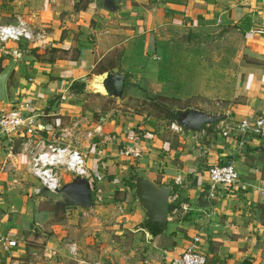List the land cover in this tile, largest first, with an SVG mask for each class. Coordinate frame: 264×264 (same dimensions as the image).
I'll use <instances>...</instances> for the list:
<instances>
[{"label":"crops","instance_id":"obj_1","mask_svg":"<svg viewBox=\"0 0 264 264\" xmlns=\"http://www.w3.org/2000/svg\"><path fill=\"white\" fill-rule=\"evenodd\" d=\"M113 2L115 11L108 12L96 0H29L32 10L27 20L21 17L32 27L43 29L46 37L43 45L20 47L21 55L7 80V102L0 103V113L27 104L23 113L35 118V127H45L40 134L47 142H58L60 122L80 125L79 150L91 180V207L64 205L57 208L64 222L55 221L58 210L46 207L48 200L40 194L41 186L27 173L26 158L17 153L22 138L15 139L17 151L10 154L0 135V236L16 242L8 252L0 250V264H67V242L73 243L70 238L76 239L74 245L83 257L93 253L112 256L119 264H164L162 260L177 258L195 236H200L199 250L206 264H242L245 258H253L254 264L261 262L260 258L255 261L251 248L262 232L255 226L254 214L256 207H264V139L249 136L239 147L237 137L224 138L220 129L250 115H264V33L255 32L264 31V0ZM222 29L230 30L239 40L231 90L226 79H217L223 74H216L218 68L211 71L210 64H190L187 78L169 75L181 70V66L173 68L172 62L165 61L175 52L168 45L172 39L189 31L206 36ZM9 61L0 54L1 68ZM114 70L124 74L126 87L117 107L102 111L95 102L109 98L95 96L82 79L91 85L93 76ZM202 70L211 73L203 76ZM167 87L176 102L189 100L190 104L161 107L165 120L170 111L175 115L189 109L223 115L224 119L203 126L199 133L175 132L170 128L173 120L159 130L155 126L163 121H152L151 116L124 104L128 97L154 102L153 98L165 96ZM95 115L97 120L91 119ZM95 127L101 128L100 133L86 138L85 133ZM131 130L139 132L143 145L142 157L136 161L117 152ZM227 160L239 174L238 183L209 197V210L191 208V202L208 189V169ZM137 175L159 186L170 184L171 195L178 194L175 203H168L163 235L150 238L145 232L146 216L134 196L133 178ZM178 177L181 185L176 186ZM74 178L62 173L60 188ZM53 195L60 199L59 194ZM185 204L189 206L186 213H172ZM79 219L85 222L78 226ZM112 219L115 233H130L127 243L141 247L140 254L131 247L121 255L122 244L111 239L100 244L106 239L102 221L110 224ZM73 232L78 237H73Z\"/></svg>","mask_w":264,"mask_h":264},{"label":"built area","instance_id":"obj_2","mask_svg":"<svg viewBox=\"0 0 264 264\" xmlns=\"http://www.w3.org/2000/svg\"><path fill=\"white\" fill-rule=\"evenodd\" d=\"M264 33V31H255ZM46 33L43 29L32 27L21 17H17L12 23H0V54L16 61L20 55V47L25 44L36 45L43 41ZM14 47V48H13ZM28 82H32L29 78ZM24 107H16L8 112L0 113V135L6 139L9 146L13 145L16 138H22L21 152L26 156L30 175L39 183L41 188L51 194H55L61 187V174L87 179L91 182L85 166L83 154L79 150V124L73 122L72 127H61L58 131L61 144L47 142L41 136L45 131L44 126H34L35 118L24 114ZM171 130H182L171 123ZM100 127H95L92 132L85 133L86 138H92L93 134H99ZM117 148L118 155L131 160H139L142 157V139L138 131L131 130ZM222 137L231 135L237 137L239 147L243 146L245 139L254 136L264 139V115H250L240 121L225 125L220 129ZM70 136V137H68ZM12 154V149H9ZM101 154V152L99 151ZM239 174L231 160L223 164L213 165L207 171L208 190L210 197H215L235 186L239 181ZM174 185H181L180 178H175ZM178 194L169 197V203L177 201ZM188 205L174 208L172 213H186ZM200 236L192 238L187 248L177 258L164 259V264H206V257L199 250ZM16 242L8 236H0V250L8 252ZM69 253L77 255L74 245L70 246Z\"/></svg>","mask_w":264,"mask_h":264},{"label":"rangeland","instance_id":"obj_3","mask_svg":"<svg viewBox=\"0 0 264 264\" xmlns=\"http://www.w3.org/2000/svg\"><path fill=\"white\" fill-rule=\"evenodd\" d=\"M28 1L29 0H0V23H12L16 20L17 17H22V18L24 17V19L27 20V17L29 16V10H32V9H29L30 7H29ZM37 5L38 3L35 4V7H37ZM168 45L172 46V49L175 50V52L172 54L170 53L169 56L166 57V60L165 59L164 60L166 61V63L172 62L171 65L174 66L173 68H176V67L179 68L181 66L180 67L181 70H178V69L174 71L172 70L169 73V75L176 73L182 77L187 78L188 73L186 72V69L189 68L190 64H194V63L208 64V65L210 64L211 68L209 69L211 71L218 68L216 71V74H219V75L223 74L221 77L217 79H220V80L226 79L228 88L231 90L232 77H233L232 68L234 67V64H236L235 59L237 56L239 40H237L236 38L232 36V34L230 33V30H226V29H222V31L217 30V31L212 32V34H208L206 36L205 35H201V36L193 35L192 32L189 31L188 33L183 34L176 39H172V43ZM211 71L202 70L201 75L210 74ZM170 89H171L170 87H167L166 91L163 92L165 94L164 97L161 96L157 99L153 98L154 102H147L145 99H135L133 97H128V99L125 101L124 104H126V106L129 107L132 111H140L142 113H145L151 116L152 121H157V122L163 121L161 123H157L155 126L159 130L160 129L163 130V129H166L169 121L165 120L164 119L165 117L160 115V114H163V111L160 110L161 107L173 109L175 107H180V106L185 107L190 104L188 102L189 100H186L185 102H176L174 98L171 97L173 92ZM149 94L152 95L151 91ZM90 95H94V94L91 93ZM95 96H99V94H96ZM95 105L98 106L99 108L102 107V111H107L108 108L115 109L117 107L116 102L111 99H108V100L100 99L99 101L95 102ZM118 108L122 109V107H118ZM89 109L93 110L94 106H90ZM130 112L131 111H128V113ZM92 118L97 120L98 116L95 115L94 117H91V119ZM60 123L61 124H59L58 128L56 127L58 131L63 126L72 127L73 125V124H69L68 122H65V123L60 122ZM58 131L56 134V137H58V142L54 141L55 143L61 142ZM15 142L13 145L8 146L9 149H12V153L14 154L17 151L16 147L18 145ZM18 146H20V148L17 151V153L21 155L22 157L24 156L26 158V156L21 152V142H20V145ZM27 171H28L27 172L28 175L31 176L29 173L28 162H27ZM133 175L134 173H132L131 176ZM40 191H41L40 194L45 196L46 199L48 200V202H46V207L48 208H54L56 210L57 208L63 209L64 205H69V200L65 199L63 196L62 197L60 196L61 198L58 199L57 195L49 194L45 192L44 190H42V188H40ZM56 203L57 205H55ZM256 208L257 210L254 214L255 226L259 225L260 228L262 229V232L260 235L258 232L257 234L258 236H256L257 243L251 249H252V252L254 251L255 253V256H256L255 261H257L259 258L261 259V262L258 261L259 263L257 264H264V207L263 208L256 207ZM58 212L55 214V217H54L55 221H57L56 219H58V221L64 222L65 219H64V216L62 215V212L61 213L60 212L58 213ZM80 217L82 218L81 215ZM119 217L122 218L123 220L125 218V217H122V214L119 215ZM117 218L118 216H116L114 219L116 220ZM83 222H85L83 219H79L77 223L78 226L79 224H82ZM102 224H103L102 227L104 229L106 228L104 231L106 239L105 241L103 239V241H101L100 244L102 243L107 244V240L111 239V240H115L117 245L122 244L121 247H119L121 249V255H125L129 253V248L131 247H133V249L136 247L135 252L140 254L141 247H137L134 245L130 247V244L127 243L128 239H131L130 233H126V230H125V233L124 232L119 233V235L115 233V230L112 228L113 219L110 224L108 222H105L104 220L102 221ZM117 227H120V225L119 226L117 225ZM72 234H73L72 235L73 237L74 236L76 237L78 235L77 232H73ZM70 239L73 241V243L67 242L69 245L68 247L74 245V242L76 241L75 238H70ZM74 246L77 249L76 244ZM87 248L89 249L91 248L89 247V244ZM96 249H98L97 247H95V251L98 252ZM68 252H69V248H68ZM77 253L79 254L78 250H77ZM68 255H69V259H66L67 264H119V260L115 262L114 259H111L112 256L110 258L109 255L106 257L105 256H102V257L93 256V253H86L85 257L80 256V254L74 255V254L69 253ZM124 259L125 258H123V261ZM162 261L165 262L164 260ZM242 264H254V260L253 258L251 259L245 258Z\"/></svg>","mask_w":264,"mask_h":264},{"label":"water","instance_id":"obj_4","mask_svg":"<svg viewBox=\"0 0 264 264\" xmlns=\"http://www.w3.org/2000/svg\"><path fill=\"white\" fill-rule=\"evenodd\" d=\"M101 1L103 8L108 12H114L113 0H96ZM264 25V22H263ZM16 61L10 60L2 70H0V103L7 102V80L15 66ZM87 90L102 94L109 99L119 102L124 91L125 76L122 72L112 71L103 75H96L91 78V85L88 81L82 79ZM89 85V86H88ZM91 87V88H90ZM223 115H210L204 112L189 109L177 111L173 122L181 129L189 132L199 133L203 126L218 123L223 120ZM134 196L139 206L145 213L146 224L155 225L158 229V235L166 232V224L168 221V203L171 195V185L159 186L143 175H137L133 178ZM67 189V197L69 205L77 206L83 209L91 207V191L87 179L76 177L61 190H57L56 194H61ZM210 191L204 190L189 205L191 208L206 211L210 209L209 197ZM148 237L153 238L151 232L147 228L145 230Z\"/></svg>","mask_w":264,"mask_h":264},{"label":"trees","instance_id":"obj_5","mask_svg":"<svg viewBox=\"0 0 264 264\" xmlns=\"http://www.w3.org/2000/svg\"><path fill=\"white\" fill-rule=\"evenodd\" d=\"M0 70H2V68L0 67ZM126 87V84L124 85V88ZM168 121H172L175 117L174 113H172L171 111L167 114ZM146 227L149 229V231L151 232L152 236L155 237L158 235V229L156 228L155 225H150V224H146ZM207 263V261H206Z\"/></svg>","mask_w":264,"mask_h":264},{"label":"flooded vegetation","instance_id":"obj_6","mask_svg":"<svg viewBox=\"0 0 264 264\" xmlns=\"http://www.w3.org/2000/svg\"><path fill=\"white\" fill-rule=\"evenodd\" d=\"M59 190H61V188H60ZM59 196H61V197L63 196L65 199L68 200L67 197H69V196H67V189H65L64 192H62L61 194H59ZM61 197H60V198H61Z\"/></svg>","mask_w":264,"mask_h":264}]
</instances>
